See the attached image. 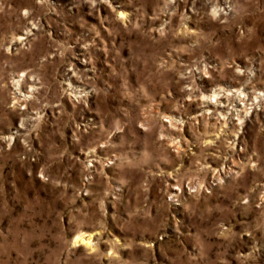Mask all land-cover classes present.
Returning a JSON list of instances; mask_svg holds the SVG:
<instances>
[{
  "label": "rangeland",
  "instance_id": "1",
  "mask_svg": "<svg viewBox=\"0 0 264 264\" xmlns=\"http://www.w3.org/2000/svg\"><path fill=\"white\" fill-rule=\"evenodd\" d=\"M263 188L264 0H0V264H264Z\"/></svg>",
  "mask_w": 264,
  "mask_h": 264
},
{
  "label": "bare ground",
  "instance_id": "2",
  "mask_svg": "<svg viewBox=\"0 0 264 264\" xmlns=\"http://www.w3.org/2000/svg\"><path fill=\"white\" fill-rule=\"evenodd\" d=\"M226 100H228V98L226 97L225 98ZM229 101V100H228ZM221 105L219 106V107H217V106H214L213 107V110L216 112H219V111H221L220 109H221V107H223L222 105H224V104H222V102L220 103ZM224 107H226L225 105H224ZM243 111H245V107L243 106L242 108H237V110H235V112L236 113H238V115L240 114V113H242ZM220 114H223V112H219ZM225 119V118H224ZM230 120H232V119H230ZM232 125H235V122H232ZM239 126V125H238ZM238 136H235V139H236V141H238ZM234 142V141H233ZM264 189V188H263ZM91 242H92V237H89V238H86V237H79L77 240H76V243H81V244H86V245H88V246H90L91 245Z\"/></svg>",
  "mask_w": 264,
  "mask_h": 264
}]
</instances>
